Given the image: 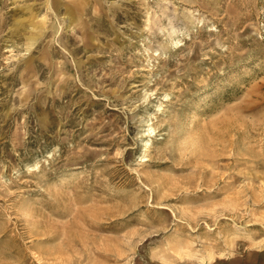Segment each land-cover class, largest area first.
<instances>
[{
    "label": "rangeland",
    "instance_id": "rangeland-1",
    "mask_svg": "<svg viewBox=\"0 0 264 264\" xmlns=\"http://www.w3.org/2000/svg\"><path fill=\"white\" fill-rule=\"evenodd\" d=\"M0 264H264V0H0Z\"/></svg>",
    "mask_w": 264,
    "mask_h": 264
},
{
    "label": "bare ground",
    "instance_id": "bare-ground-1",
    "mask_svg": "<svg viewBox=\"0 0 264 264\" xmlns=\"http://www.w3.org/2000/svg\"><path fill=\"white\" fill-rule=\"evenodd\" d=\"M40 33V32H39ZM33 37V36H32ZM35 37V36H34ZM38 37V36H37ZM33 39V38H32Z\"/></svg>",
    "mask_w": 264,
    "mask_h": 264
}]
</instances>
